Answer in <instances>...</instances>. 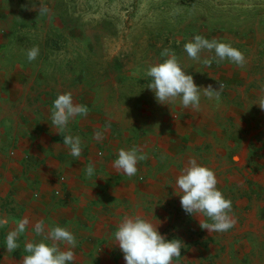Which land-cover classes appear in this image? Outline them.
I'll return each mask as SVG.
<instances>
[{"label": "rangeland", "instance_id": "1", "mask_svg": "<svg viewBox=\"0 0 264 264\" xmlns=\"http://www.w3.org/2000/svg\"><path fill=\"white\" fill-rule=\"evenodd\" d=\"M38 3L50 11L38 15ZM197 34L240 50L244 67L190 59L184 44ZM33 46L39 48L33 61L52 86L61 78L72 82L62 90L76 92L85 83L126 100L144 97L163 110L158 119L171 126L165 137L173 129L189 145L185 156L214 170L235 225L210 233L198 216L173 206L174 226L160 231L181 241L173 264H264V110L255 104L264 85V0H0V69L28 62ZM165 48L198 86L223 84L220 99L201 90L199 111L185 109L179 98L162 108L145 72L163 62ZM213 56L201 52V60Z\"/></svg>", "mask_w": 264, "mask_h": 264}, {"label": "crops", "instance_id": "2", "mask_svg": "<svg viewBox=\"0 0 264 264\" xmlns=\"http://www.w3.org/2000/svg\"><path fill=\"white\" fill-rule=\"evenodd\" d=\"M47 62L43 66L51 68ZM40 66L13 61L0 69V218L9 220L0 227V264H20L25 244L41 239L33 231L37 220L74 234V264H125L114 240L117 225L126 215H139L159 232L174 226L173 206L180 203L173 186L190 159L189 145L173 129L165 137L171 126L158 119L163 110L151 108L144 97L126 100L85 83L76 92L62 90L61 84L72 82L59 78L58 87L52 86ZM64 92L89 109L87 116L71 119L64 133L81 138L79 158L69 155L50 120L53 101ZM132 147L148 158L138 161L135 176L117 174L118 150ZM89 164L95 168L91 177L85 174ZM24 217L30 224L18 237L19 248L8 252L7 232Z\"/></svg>", "mask_w": 264, "mask_h": 264}, {"label": "clouds", "instance_id": "3", "mask_svg": "<svg viewBox=\"0 0 264 264\" xmlns=\"http://www.w3.org/2000/svg\"><path fill=\"white\" fill-rule=\"evenodd\" d=\"M36 8V5H33ZM38 15L47 14L50 10L43 3H38ZM214 51L212 58L201 60V52ZM184 51L193 61L201 62L205 66H211L213 60L221 63L225 59L239 67H244L246 60L244 54L229 43L220 42L216 39L209 40L202 35H195L191 41L184 44ZM39 55V48L33 46L27 50L29 62ZM161 56L163 62H156L146 69V76L151 78L147 88L150 89L157 102L167 104L179 98L185 109L199 111L201 90L208 99H220L223 84L214 89L211 84L206 87L198 86L191 74H186L174 51L169 48L163 49ZM257 104L264 110V85L260 87ZM89 109L86 105L75 103L71 92L57 94L53 101L50 114L51 124L58 129L63 136V145L69 149V155L79 158L82 155V142L78 135L64 134L69 121L76 116H87ZM101 133L96 132L94 138H100ZM147 154L136 147L131 149L120 148L117 158L113 161V168L117 174L128 177L135 176L138 169V161L146 160ZM95 171L94 165L89 164L85 174L91 177ZM218 180L214 170L190 158L184 168L175 179L173 188L180 197L182 209L187 214L196 215L200 218L201 229L208 232H226L234 227L235 220L232 213V201L225 198L221 190L217 188ZM9 224L7 218H0V227ZM28 217L19 219L14 230L6 235V249L13 252L19 248L18 237L29 226ZM35 236L41 237L36 242H28L24 246L27 255L22 257L20 264H69L75 262V248L77 241L74 234L58 225H45L43 220H37L33 224ZM115 243L123 253L125 264H173L174 258L181 256V241L178 239L168 240L160 234L157 225L139 216L126 215L117 225L114 232ZM63 244L65 249L59 245Z\"/></svg>", "mask_w": 264, "mask_h": 264}]
</instances>
